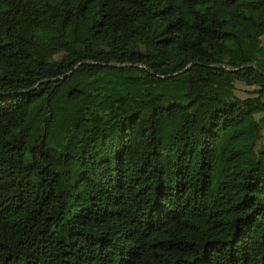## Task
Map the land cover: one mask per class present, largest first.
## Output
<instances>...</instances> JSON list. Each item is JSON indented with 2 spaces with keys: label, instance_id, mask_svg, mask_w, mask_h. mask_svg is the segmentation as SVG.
Instances as JSON below:
<instances>
[{
  "label": "trees",
  "instance_id": "1",
  "mask_svg": "<svg viewBox=\"0 0 264 264\" xmlns=\"http://www.w3.org/2000/svg\"><path fill=\"white\" fill-rule=\"evenodd\" d=\"M264 0H0V264H264Z\"/></svg>",
  "mask_w": 264,
  "mask_h": 264
},
{
  "label": "rangeland",
  "instance_id": "2",
  "mask_svg": "<svg viewBox=\"0 0 264 264\" xmlns=\"http://www.w3.org/2000/svg\"><path fill=\"white\" fill-rule=\"evenodd\" d=\"M262 43H263V45H264V37L262 38Z\"/></svg>",
  "mask_w": 264,
  "mask_h": 264
}]
</instances>
